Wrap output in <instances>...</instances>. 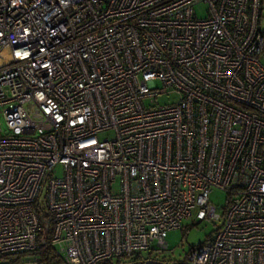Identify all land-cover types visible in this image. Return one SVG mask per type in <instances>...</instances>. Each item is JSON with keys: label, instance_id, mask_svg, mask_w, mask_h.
Listing matches in <instances>:
<instances>
[{"label": "built area", "instance_id": "2783aa9c", "mask_svg": "<svg viewBox=\"0 0 264 264\" xmlns=\"http://www.w3.org/2000/svg\"><path fill=\"white\" fill-rule=\"evenodd\" d=\"M262 9L0 0V259L47 264L32 253L41 206L64 264L145 257L186 218L215 233L182 259L140 260L264 264Z\"/></svg>", "mask_w": 264, "mask_h": 264}, {"label": "rangeland", "instance_id": "374dc122", "mask_svg": "<svg viewBox=\"0 0 264 264\" xmlns=\"http://www.w3.org/2000/svg\"><path fill=\"white\" fill-rule=\"evenodd\" d=\"M196 15L198 17H204L206 15L207 5L204 2H198L194 6ZM260 27L264 30V0L262 17L260 21ZM157 85L159 86V81ZM178 98V94L173 91L168 93H162L157 97V102L162 105L170 102H174ZM45 194L44 189L41 191L40 196ZM210 201L216 206V209L221 212L222 207L226 202V193L223 189L214 188L209 194ZM218 222H212L211 219H202L198 222H190L188 218L182 221V228L170 229L167 232L166 240L168 242V248L154 249L151 253L153 259L159 261H167L169 259H182L188 253V250L193 245H198L203 242L206 236L213 235L214 228ZM189 226V227H187ZM187 227V228H186ZM148 254L146 253V256ZM113 264H116L114 261Z\"/></svg>", "mask_w": 264, "mask_h": 264}, {"label": "trees", "instance_id": "16d2710c", "mask_svg": "<svg viewBox=\"0 0 264 264\" xmlns=\"http://www.w3.org/2000/svg\"><path fill=\"white\" fill-rule=\"evenodd\" d=\"M38 214L39 217L42 219V228L39 231L38 234V244L35 250L32 251V253L36 254L38 256V260L40 262H45L47 264H64L63 260L57 255L55 250L52 248L49 238L52 232V227H53V221L52 217L49 212H47L43 207H39L38 209ZM189 227V226H187ZM186 227V228H187ZM184 227H182L183 229ZM208 236H206L207 238ZM205 238V239H206ZM149 255L147 256H140L136 255L130 259L129 261H138L141 258L146 259V258H152L151 253L148 252ZM7 258L10 261V264H17V261L19 259L18 255L14 256H7ZM119 261V260H117ZM98 264H113L112 261H102L99 262Z\"/></svg>", "mask_w": 264, "mask_h": 264}, {"label": "water", "instance_id": "95a60500", "mask_svg": "<svg viewBox=\"0 0 264 264\" xmlns=\"http://www.w3.org/2000/svg\"><path fill=\"white\" fill-rule=\"evenodd\" d=\"M0 264H10V261L8 259H0ZM120 264H166L165 262H157L152 259L147 260H138V261H128V262H122Z\"/></svg>", "mask_w": 264, "mask_h": 264}]
</instances>
